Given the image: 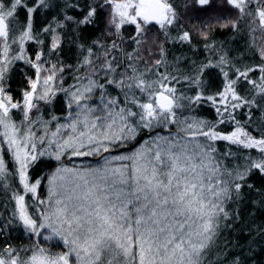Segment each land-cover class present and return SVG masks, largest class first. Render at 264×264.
<instances>
[{"label":"snow or ice","instance_id":"1","mask_svg":"<svg viewBox=\"0 0 264 264\" xmlns=\"http://www.w3.org/2000/svg\"><path fill=\"white\" fill-rule=\"evenodd\" d=\"M0 196V264H260L264 0H0Z\"/></svg>","mask_w":264,"mask_h":264},{"label":"trees","instance_id":"2","mask_svg":"<svg viewBox=\"0 0 264 264\" xmlns=\"http://www.w3.org/2000/svg\"><path fill=\"white\" fill-rule=\"evenodd\" d=\"M66 59L68 60H71L72 59V53L71 52H66ZM202 115H205V116H210V113L208 111H205L204 113H202ZM3 197L0 196V201H2ZM11 242L17 246V247H20L22 246L24 243L27 242V237L26 236H23L21 234V231L17 230L15 232L12 233V240ZM260 264H264V259H262L260 261Z\"/></svg>","mask_w":264,"mask_h":264}]
</instances>
